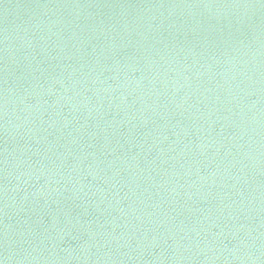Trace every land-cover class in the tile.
<instances>
[{
    "label": "water",
    "instance_id": "95a60500",
    "mask_svg": "<svg viewBox=\"0 0 264 264\" xmlns=\"http://www.w3.org/2000/svg\"><path fill=\"white\" fill-rule=\"evenodd\" d=\"M0 264H264V0H0Z\"/></svg>",
    "mask_w": 264,
    "mask_h": 264
}]
</instances>
